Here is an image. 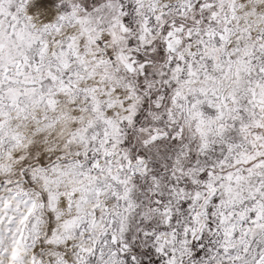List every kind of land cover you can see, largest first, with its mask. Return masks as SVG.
I'll return each mask as SVG.
<instances>
[{"label": "snow or ice", "instance_id": "obj_1", "mask_svg": "<svg viewBox=\"0 0 264 264\" xmlns=\"http://www.w3.org/2000/svg\"><path fill=\"white\" fill-rule=\"evenodd\" d=\"M0 264H264V0H0Z\"/></svg>", "mask_w": 264, "mask_h": 264}]
</instances>
